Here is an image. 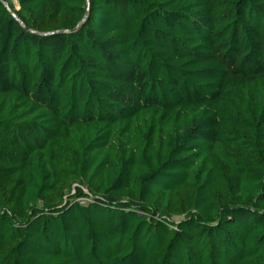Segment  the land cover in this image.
<instances>
[{
    "label": "trees",
    "instance_id": "16d2710c",
    "mask_svg": "<svg viewBox=\"0 0 264 264\" xmlns=\"http://www.w3.org/2000/svg\"><path fill=\"white\" fill-rule=\"evenodd\" d=\"M0 264H264V0H0Z\"/></svg>",
    "mask_w": 264,
    "mask_h": 264
},
{
    "label": "water",
    "instance_id": "95a60500",
    "mask_svg": "<svg viewBox=\"0 0 264 264\" xmlns=\"http://www.w3.org/2000/svg\"><path fill=\"white\" fill-rule=\"evenodd\" d=\"M4 2V4H5V6L11 11V13L14 15V17L19 21V22H21V24L22 25H24V23L20 20V18L11 10V8L9 7V4H8V2H6V1H3ZM25 26V25H24Z\"/></svg>",
    "mask_w": 264,
    "mask_h": 264
},
{
    "label": "rangeland",
    "instance_id": "374dc122",
    "mask_svg": "<svg viewBox=\"0 0 264 264\" xmlns=\"http://www.w3.org/2000/svg\"><path fill=\"white\" fill-rule=\"evenodd\" d=\"M15 3H16V7H18V3L15 1ZM83 201H87L86 199H82Z\"/></svg>",
    "mask_w": 264,
    "mask_h": 264
}]
</instances>
